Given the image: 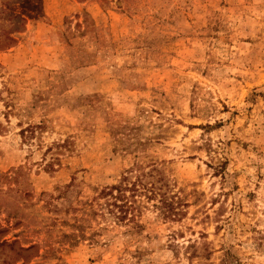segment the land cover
Returning <instances> with one entry per match:
<instances>
[{
	"label": "rangeland",
	"instance_id": "1",
	"mask_svg": "<svg viewBox=\"0 0 264 264\" xmlns=\"http://www.w3.org/2000/svg\"><path fill=\"white\" fill-rule=\"evenodd\" d=\"M0 264H264V0H0Z\"/></svg>",
	"mask_w": 264,
	"mask_h": 264
},
{
	"label": "trees",
	"instance_id": "2",
	"mask_svg": "<svg viewBox=\"0 0 264 264\" xmlns=\"http://www.w3.org/2000/svg\"><path fill=\"white\" fill-rule=\"evenodd\" d=\"M126 189V187L124 188ZM123 189V190H124ZM115 199H118L117 195H112ZM137 200L132 201V204L123 203L118 205L117 202H109L108 205L112 206L109 212L113 215V217L119 221V222H132L134 224L137 223V212H138V206L136 205ZM170 209H165L163 211V214L165 216H170L173 213Z\"/></svg>",
	"mask_w": 264,
	"mask_h": 264
}]
</instances>
